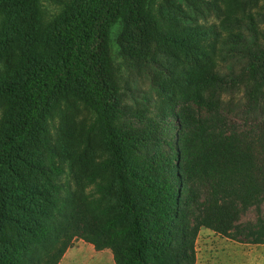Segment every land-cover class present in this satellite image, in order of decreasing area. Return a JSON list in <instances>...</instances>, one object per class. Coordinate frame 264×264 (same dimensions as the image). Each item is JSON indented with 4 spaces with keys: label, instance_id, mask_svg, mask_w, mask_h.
I'll use <instances>...</instances> for the list:
<instances>
[{
    "label": "trees",
    "instance_id": "trees-1",
    "mask_svg": "<svg viewBox=\"0 0 264 264\" xmlns=\"http://www.w3.org/2000/svg\"><path fill=\"white\" fill-rule=\"evenodd\" d=\"M186 1L53 0L46 18L42 0H0V264H58L74 237L114 264H194L201 227L264 243L263 219L238 223L264 198V136L235 129L223 101L239 85L243 109L262 106L264 40L252 17L223 16L241 67L216 71L215 27L191 24ZM119 59L149 77L146 106L124 103ZM67 99L99 134L93 195L70 189L48 129Z\"/></svg>",
    "mask_w": 264,
    "mask_h": 264
},
{
    "label": "rangeland",
    "instance_id": "rangeland-1",
    "mask_svg": "<svg viewBox=\"0 0 264 264\" xmlns=\"http://www.w3.org/2000/svg\"><path fill=\"white\" fill-rule=\"evenodd\" d=\"M182 6L186 15L193 20L190 21L191 24L215 27L217 35L211 39L214 47L211 57L215 70L223 74L227 73L226 67L230 64H233L236 72L241 67L240 58H233L225 52L224 47L222 49L223 40L227 39L230 32L220 26L223 16L243 20L248 16L252 17L260 32V40H264V0H187ZM42 7L47 18L57 12L60 5L53 0H42ZM246 22H243L244 25L241 28L233 27L232 33L245 32ZM188 23V21L185 22V24ZM117 62L120 69V85L125 94L124 103L131 107L146 106L145 101L151 99L154 93L149 77L142 69L135 70L127 66L124 60L119 59ZM243 95V89L239 85H231L226 89L223 101L228 117L234 122L235 129L253 138L262 137L264 136V96L262 106L247 111L248 109L242 108ZM1 118L0 111V122ZM93 121V115L85 110L79 102L67 99L62 101L54 112L48 126L51 140L64 144L68 149L67 157L69 159L66 160V163L71 164V173H69L66 163L63 166L68 172L70 189L88 195L94 194L95 184L91 180V169L104 157L100 148L99 134L94 131L92 126ZM260 129L262 130L260 131ZM77 156H81L79 162L75 161ZM257 160L264 165L262 152H259ZM258 218L264 220V198L259 206H251L241 212L238 223L244 225L255 223ZM78 240L82 239L74 237L69 248L74 246ZM104 250H108L112 256L109 249ZM194 254V264H264V243L251 244L234 241L208 228L201 227L194 242ZM88 257L89 253H83L71 264L92 263Z\"/></svg>",
    "mask_w": 264,
    "mask_h": 264
},
{
    "label": "crops",
    "instance_id": "crops-1",
    "mask_svg": "<svg viewBox=\"0 0 264 264\" xmlns=\"http://www.w3.org/2000/svg\"><path fill=\"white\" fill-rule=\"evenodd\" d=\"M108 250L96 251L91 244L78 240L74 246L68 248L58 264H71L73 260L83 253H89L88 259L92 263L87 264H114Z\"/></svg>",
    "mask_w": 264,
    "mask_h": 264
}]
</instances>
